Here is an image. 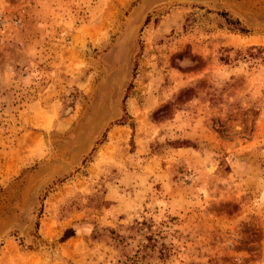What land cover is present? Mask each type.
<instances>
[{
  "label": "rangeland",
  "instance_id": "obj_1",
  "mask_svg": "<svg viewBox=\"0 0 264 264\" xmlns=\"http://www.w3.org/2000/svg\"><path fill=\"white\" fill-rule=\"evenodd\" d=\"M0 264H264V0H0Z\"/></svg>",
  "mask_w": 264,
  "mask_h": 264
},
{
  "label": "trees",
  "instance_id": "obj_2",
  "mask_svg": "<svg viewBox=\"0 0 264 264\" xmlns=\"http://www.w3.org/2000/svg\"><path fill=\"white\" fill-rule=\"evenodd\" d=\"M238 30H243V28H236ZM257 115V110L255 109H243L238 112L237 117L233 118L231 114H226L223 117H215L212 119L211 127L212 129L222 138H230L233 135H238L242 138H248L252 132L253 121ZM237 120L240 129L238 131H232L229 121ZM179 144H185V140L178 142ZM72 230H65L62 238L65 239L72 235Z\"/></svg>",
  "mask_w": 264,
  "mask_h": 264
}]
</instances>
